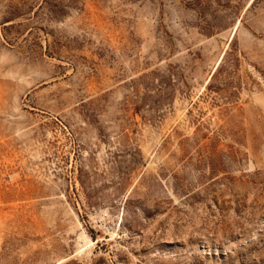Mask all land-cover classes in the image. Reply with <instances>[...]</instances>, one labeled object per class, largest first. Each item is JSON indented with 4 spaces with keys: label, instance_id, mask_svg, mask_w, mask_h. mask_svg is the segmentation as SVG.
<instances>
[{
    "label": "rangeland",
    "instance_id": "obj_1",
    "mask_svg": "<svg viewBox=\"0 0 264 264\" xmlns=\"http://www.w3.org/2000/svg\"><path fill=\"white\" fill-rule=\"evenodd\" d=\"M0 264H264V0H0Z\"/></svg>",
    "mask_w": 264,
    "mask_h": 264
}]
</instances>
